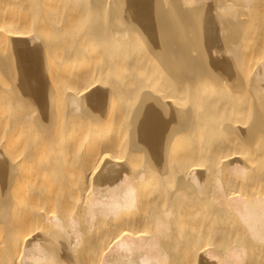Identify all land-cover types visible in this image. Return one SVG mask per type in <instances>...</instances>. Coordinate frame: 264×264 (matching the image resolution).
<instances>
[{
  "label": "bare ground",
  "instance_id": "6f19581e",
  "mask_svg": "<svg viewBox=\"0 0 264 264\" xmlns=\"http://www.w3.org/2000/svg\"><path fill=\"white\" fill-rule=\"evenodd\" d=\"M55 1L34 2L41 15L34 30L45 36L0 25L10 49L0 93L10 83L6 96L21 108L20 120L34 117L40 140L11 152L2 145L9 130H0V264H264V61L247 64L253 79L240 81L238 33L250 25L230 18L251 0ZM25 16L22 28L33 23ZM225 26L230 59L217 57ZM63 39L67 55L57 53L72 58L58 55L48 66L46 48H55L53 57ZM244 91L256 101L248 105L251 127L220 116L222 126L203 130L201 105L241 118L249 99L234 102ZM58 197L66 200L61 212L46 209Z\"/></svg>",
  "mask_w": 264,
  "mask_h": 264
},
{
  "label": "rangeland",
  "instance_id": "374dc122",
  "mask_svg": "<svg viewBox=\"0 0 264 264\" xmlns=\"http://www.w3.org/2000/svg\"><path fill=\"white\" fill-rule=\"evenodd\" d=\"M58 2H59V0H57ZM57 1H55V2H57ZM62 1V0H61ZM60 1V2H61ZM64 1H66V0H64ZM210 0H208L207 2H209ZM213 1L214 0H212V3H210V4H214L213 3ZM228 1H230V0H228ZM253 0H251L250 1V5H249V7L248 6H246V7H248V10L247 9H245L244 7V9L243 8H241L242 6L240 5V6H238V5H234V8H235V6L237 7V9L235 10V11H240V12H237V14H236V16H235V14L233 15L234 17H236L235 18V20H234V18L231 16L230 18H232L233 19V24L234 23H236V20H237V22H238V19H239V21H241L242 19V17H243V19H244V21L242 20L241 21V24L240 23H236V24H240L241 26L242 25H244V24H242L243 22L245 23V25H246V22H247V24H248V22H249V24L248 25H250V26H247V28H246V31L245 30H243V32H237L238 34H241V36L242 35H244L243 36V40L245 41V42H240V44L241 43H243L244 45H243V48H242V50H244V51H242L244 54H245V57H244V59L246 58V55L248 56L247 58H246V60H248L249 61V63H248V61L246 62V61H243L244 63H246V64H244V66H242L241 65V63H242V61H241V63H236V64H240L239 66H235V69H236V67H237V69H236V72H237V74H238V77H239V79H240V81L241 82H247L248 80L250 81V79L253 77V75H252V73L254 74V69H253V71H250V69H252V68H254V66L256 65V64H258L260 61L262 62V61H264V0H254L253 2H252ZM35 2V0H0V25H8L10 28H11V26H12V29H13V26H14V29H21V30H25V29H27L26 31H29V30H31V31H29L28 32V34L31 36V35H33V34H35V36H36V32L37 31H35V30H37V29H39V28H37L36 29V27H37V21L39 20H37V17L38 18H40L41 17V15L38 13V11H36L34 8L36 7L34 4ZM53 2V1H52ZM63 2V1H62ZM67 2V1H66ZM231 2H233V1H231ZM252 2V3H251ZM263 2V3H262ZM29 3V4H28ZM216 3H218L217 1H216ZM209 4V3H208ZM253 6V7H252ZM260 6V7H259ZM32 7V8H31ZM38 7V6H37ZM262 7V8H261ZM240 8H241V10H240ZM29 9V10H28ZM35 10V11H34ZM252 10H254V11H252ZM263 11V12H261V11ZM29 11V12H28ZM37 12V13H36ZM215 12V13H214ZM219 12L221 13L222 12V10H217L216 9V11H214L213 10V12L212 13H214V14H218V16H220V14H219ZM224 12V11H223ZM252 12V13H251ZM27 13H28V15H31L30 17L28 16V18L30 19H32V24H30V28H29V24L27 25V26H25V27H27V28H22V26H24V24L21 22L22 20H24L25 19V15H27ZM236 13V12H235ZM245 13V14H244ZM246 13H247V15H246ZM249 13V14H248ZM263 13V14H262ZM36 14V15H35ZM64 14H67V13H65L64 12ZM223 14V13H222ZM224 15H225V12H224ZM224 15H222L223 17H224ZM227 15V14H226ZM225 15V17H227ZM254 15V16H253ZM261 15V16H260ZM34 16V17H33ZM61 16H62V14L60 15V18H61ZM68 15H66V17H67ZM230 16V15H229ZM228 16V17H229ZM238 16V17H237ZM63 17H64V15H63ZM224 17V18H225ZM228 17L227 18H225V20L222 18L221 20L224 22V24L227 26V24L228 23H226V19H227V22H228V20H232V19H228ZM241 17V18H240ZM245 18H246V21H245ZM249 18V19H248ZM247 20H250V21H247ZM36 21V22H35ZM21 22V23H20ZM35 23H36V25H35ZM230 23V22H229ZM3 25V26H4ZM229 25H231L232 26V23L231 24H229ZM2 26V27H3ZM5 26H4V28H5ZM18 26V27H17ZM20 26V27H19ZM36 26V27H35ZM226 26H225V29L226 30H224V29H222V33H221V35L224 37L223 38V45L222 46H220V48L223 50H225L226 52H224V51H222L221 49H220V51L218 52V53H216V54H214V56H216L217 54V57L220 55V52H222L221 53V55L219 56L220 58H224V59H230V58H232L233 57V54H231V53H228L227 51H229V50H226L227 49V47L230 45L229 44V40H227V38L228 37H226V36H228V34H226V31H227V29H229V28H226ZM9 27L7 28V26H6V28L7 29H9ZM251 27V28H250ZM4 28H3V31H5L4 30ZM29 28V29H28ZM0 29H1V26H0ZM35 29V30H34ZM223 31H225V32H223ZM245 31V32H244ZM39 30H38V32H37V37H39L40 35H42V36H45V35H43V34H39ZM236 33L235 31H233V32H231V31H228L227 33ZM247 32V33H246ZM33 33V34H32ZM226 34L225 36L223 35V34ZM236 33V34H237ZM244 33V34H243ZM3 35V33H2V30H0V35ZM250 34V35H249ZM1 35V36H2ZM230 35V34H229ZM249 35V36H248ZM250 36H252V38L250 37ZM33 37V36H32ZM62 37V36H61ZM60 37V38H61ZM70 38V40H69V42H71V41H74L73 39H72V36L70 35L69 36ZM230 37H231V35H230ZM245 37H247V41L245 40ZM3 38V37H2ZM1 38V39H2ZM66 38V40H67V38H68V36L67 37H65ZM250 38H251V40H250ZM0 39V40H1ZM42 39V38H41ZM44 39V38H43ZM42 39V40H43ZM58 37H56L53 41H55L56 43H58ZM254 39V40H253ZM65 40V41H66ZM1 41H4V40H1ZM63 41H64V39H63ZM63 41H61V42H63ZM65 41L62 43V44H57L55 47H56V52H54V56L52 57L51 55H52V53H53V50L55 51V48L53 49L52 48V53H51V51H49V50H51V48L48 50L47 48H46V50L49 52V54H48V52H46L45 54H48L49 56H50V58L52 59L51 61H49V59L50 58H48V61H47V59H46V62H48V63H46V64H48V66H49V62H54V57L56 58V56L58 57V55L59 54H63V53H65L66 55H67V53H66V51H68V49H67V46H69L68 44H66L65 43ZM254 41V42H253ZM60 42V41H59ZM225 42H227V43H225ZM247 42V43H246ZM1 44H0V60H1V62H2V59H3V61L5 60V59H7L8 58V56H9V52H10V49L8 48L9 46H8V44L7 43H9L8 41H6V42H0ZM5 43V44H4ZM64 43L66 44L65 46H66V50H65V46H64ZM4 44V45H3ZM228 44V45H227ZM62 45V46H61ZM242 45V44H241ZM8 46V47H7ZM57 46H58V48H57ZM226 46V47H225ZM251 46V47H250ZM230 47V46H229ZM228 47V48H229ZM244 47H246V48H244ZM61 48H62V51H61ZM254 48V49H253ZM219 49V48H218ZM257 49V50H256ZM8 50V51H7ZM247 50V51H246ZM259 50V51H258ZM60 53H59V52ZM70 51V50H69ZM255 51V52H254ZM59 54H58V53ZM224 52V53H223ZM7 53H8V55H7ZM55 53L57 54V55H55ZM196 53V52H195ZM226 53V54H225ZM242 53V55H244ZM69 54H71V53H69ZM68 54V55H69ZM224 54L225 55H228V54H230V55H232V57L231 56H229V57H226V56H224ZM5 55H6V57H5ZM46 56V55H45ZM222 56V57H221ZM2 57H4V58H2ZM59 57H60V55H59ZM62 57V58H61ZM60 58L61 59H63V58H65L67 61H68V59L67 58H72V55L70 56H61ZM58 60H59V58H57ZM57 59H55V60H57ZM61 59H60V61H58L57 63L58 64H61ZM158 59H160L159 57H158ZM263 59V60H262ZM251 60H254V61H251ZM257 60V61H256ZM63 61H64V59H63ZM259 61V62H258ZM56 62V61H55ZM60 62V63H59ZM260 62V63H261ZM56 63V64H57ZM86 63V62H85ZM250 63H253V64H250ZM2 64H3V62L0 64V68L2 67ZM55 64V63H54ZM247 64H249L248 66H249V68H250V65H251V67L252 68H250L249 70H248V66H247ZM52 65V64H51ZM259 65V64H258ZM258 65H256V66H258ZM79 66V65H78ZM256 66H255V68H256ZM67 67V66H66ZM240 68V69H239ZM245 68H247V70H245ZM241 70V71H240ZM0 71L1 72H3V70L2 69H0ZM245 71V72H244ZM0 75H1V73H0ZM2 75H4L5 76V74L3 73ZM0 76L1 78L0 79H2L3 78V76ZM250 75V76H249ZM242 76V77H241ZM6 77V76H5ZM251 77V78H250ZM7 78V77H6ZM6 78H3V81H1L0 80V91H2V86H4V82H5V80H6ZM253 79V78H252ZM251 79V80H252ZM7 83H9L8 82V80L6 81ZM212 82H214V81H210V83H212ZM243 82V83H244ZM252 82V81H251ZM250 83V82H249ZM248 82H247V84H249ZM8 85V86H7ZM6 85V87H8L7 89L10 91V89H9V87H10V83L9 84H7ZM210 87V86H209ZM7 89H5L4 90V88H3V91L5 92H1V93H4V96H6L8 93V91L6 92V90ZM208 89V88H207ZM209 89H212V87H210ZM244 92H246L245 94V96H244V93L243 92H240V94L238 95L239 97H237L235 100H236V102H234V104H237V105H240V104H242V105H240V106H243V104L245 105L247 102L246 101H248V100H246V99H249V96L248 95H250V94H247V93H249V92H251V91H249V92H247V91H244ZM0 93V94H1ZM8 96V95H7ZM6 96V98L5 97H3V98H1L0 99V102L3 104L1 107H0V124H2V126L0 127V130H9V131H7V133H6V135L4 136V138H3V143H2V145L5 147H3L2 146V148H4L5 150H11V152H15L16 150H18L19 148L21 149L23 146L22 145H25V144H27V146H29V145H35V144H38L39 142H40V140H39V138L37 137V136H35L36 134H35V129L36 130H38V124H37V122H35L36 120H34V117H33V120L32 119H30V118H32V116L30 117V118H28V119H24V120H20V118H19V116L22 114V111L20 112L19 111V109L21 110V108L19 107V106H16L17 104H16V102L13 100L12 101V99H10V95H9V97H7ZM248 98H247V97ZM241 97H242V99H241ZM246 97V98H245ZM250 97H252V99L251 100H253V96H250ZM61 98V99H60ZM65 98V97H63V96H60V97H57V99H56V104H57V106H59L60 108H58L57 106H54V109H55V107H57V109H60V111L62 112V115H63V113L65 114V110H66V105H65V101H63V99ZM11 101H10V100ZM62 100V101H61ZM65 100V99H64ZM185 104H188V105H190L189 104V101H188V99L187 98H185ZM233 100V99H232ZM234 100V101H235ZM244 100V101H243ZM182 101H184V100H182ZM13 102H15V103H13ZM188 102V103H187ZM233 102V101H232ZM251 102V103H250ZM64 103V104H63ZM115 103V102H114ZM240 103V104H239ZM252 103H256V101L255 100H253V101H250V99H249V102H248V104H246V106H247V109H249V106L248 105H250L251 106V104ZM14 104V105H13ZM116 104H118L117 103V101H116V103L114 104L115 105V107H116ZM184 104V105H185ZM55 105V104H54ZM15 106V107H14ZM135 106V105H134ZM202 106V108L204 109V111H200L199 113H197L200 109H202L201 107H200V109H198V111H196V113L198 114H196V116H197V118L199 119V122H200V120H201V123L203 122V125L204 124H206V125H204L205 127H203L204 129L203 130H216V128L214 127V126H216V127H218V125H220V126H222L220 123H222L223 124V121L225 122V121H231L232 119L233 120H236L237 119V123H235V124H241L240 125V127L243 125V129H247V128H249V127H251L252 125H253V123L252 122H254V121H252L254 118H253V116H255V111H253L254 110V104H253V106H252V110H251V108L249 109V110H244L245 112H242V115L240 114V116H241V118L239 117V115H238V118H237V116H233V118H231L232 116L230 115H228V114H225L224 115V113H222V112H220V114H219V111H221V110H217L218 108L217 107H213L212 106V109L214 108V109H216L217 110V112H216V110L214 111V109L212 110L211 108H209V107H211V106H209V105H201ZM18 107V108H17ZM183 107H185V106H183ZM187 107V106H186ZM16 108H17V110H16ZM199 108V107H198ZM206 108V109H205ZM202 109V110H203ZM245 109V108H244ZM56 110V109H55ZM18 111H19V113H18ZM57 111V110H56ZM60 111H57V113H58V116H59V112ZM208 111V112H207ZM210 111H211V113H210ZM253 111V112H252ZM214 113V115L213 116H211V118H212V120H210L211 118H210V114L212 115L213 113ZM248 112V113H247ZM35 113V112H34ZM202 114V116H203V118H205L204 119V121H205V123H204V121H203V118H202V116L200 117L199 115H201ZM205 113V114H204ZM207 113V114H206ZM244 113V114H243ZM251 113V114H250ZM15 114V115H14ZM17 114L19 115V116H17ZM194 114V115H195ZM209 114V115H208ZM217 114V115H216ZM223 114V115H222ZM246 114V115H245ZM36 115V113L33 115V116H35ZM60 115H61V113H60ZM14 116H15V118H14ZM196 116H194L193 118H196ZM206 116H208V117H206ZM220 116H222L221 118L222 119H224L223 121H221V120H219L218 121V119L220 118ZM229 116V117H228ZM19 119H18V118ZM200 117V118H199ZM215 117V118H214ZM219 117V118H218ZM236 117V118H235ZM196 118V122L198 121V119ZM220 118V119H221ZM226 118H228V119H226ZM17 119L18 120H20V121H17ZM21 119H23V118H21ZM217 119V120H216ZM239 119H240V121H239ZM250 119V120H249ZM30 120V121H29ZM195 120V119H194ZM213 120H214V123H213ZM112 121V120H111ZM215 121H218V123H216ZM33 124H32V123ZM207 122V123H206ZM220 122V123H219ZM236 122V121H235ZM246 122H247V124H246ZM124 123H126L125 125H124ZM123 124H122V126L121 127H123L124 126V129L125 128H127V126H128V123H127V121H125ZM250 123V124H249ZM251 123H252V125H251ZM198 124V123H197ZM212 124L214 125L213 127H212ZM111 125H114V122L112 123V124H110L109 125V127L107 126V128H106V130L107 129H109V130H111V129H113V127L115 128V126H111ZM244 125H245V128H244ZM249 125H251V126H249ZM197 127V128H196ZM70 128H74V127H70ZM70 128H66L65 126L63 127V130H72V129H70ZM78 128V130H80L79 129V127H77ZM198 128H200L199 127V124L198 125H196L195 127H194V129L193 130H199ZM219 129H221V127H219ZM218 128H217V130H219ZM223 129V128H222ZM74 130H76V127H75V129ZM114 130V129H113ZM202 130V129H201ZM26 131H28L27 133H25ZM74 134V133H73ZM76 134V133H75ZM28 135H30V136H28ZM72 135V134H71ZM71 135H68V139H71L72 138V136ZM32 136V137H31ZM27 139H26V138ZM67 137V136H66ZM75 137V136H74ZM217 136H215V138H216ZM26 139V140H25ZM74 139V138H73ZM88 139V138H87ZM62 140H64V141H62ZM62 140H60V142L58 143V145L59 144H63L61 147H63L64 145H65V142H66V140L67 139H62ZM72 140V139H71ZM35 141H36V143H35ZM87 140L85 139V141H84V146H86V144H88L87 142H86ZM69 142V141H68ZM52 143V145H54L53 143L54 142H47L46 143V145L48 146V147H50V144ZM86 143V144H85ZM51 145V146H52ZM210 145V144H209ZM208 145V146H209ZM31 146H29V147H31ZM26 147V146H25ZM32 147H34V146H32ZM87 147V146H86ZM85 147V148H86ZM19 149V150H20ZM15 150V151H14ZM51 152V150L50 151H48V153H50ZM54 152H56V153H59L58 152V150H55ZM26 164V163H25ZM24 164V167H22V165H21V167H22V169H21V172L22 171H24L22 174H24L25 172L27 173V172H30V167L29 166H27V164L25 165ZM27 166V167H26ZM27 168H29L28 170H27ZM27 170V171H26ZM20 172V171H19ZM21 172H20V174H19V176L21 175ZM25 173V174H26ZM25 174L23 175L24 177H26L25 176ZM28 174V173H27ZM22 176V175H21ZM21 176H20V178H21ZM57 176V175H56ZM66 174H64V177L62 176V178H64V180H67V179H70V182H72L71 180H72V176L70 177V175H68V176H66ZM24 177H23V181H24ZM52 175L50 176V179L48 178H46L48 181L47 182H49L50 184V187H51V189H54L53 188V186H56V185H53L52 186V182L54 181L55 182V180H58V179H56V177L54 176V178H52ZM57 178H59V176H57ZM16 179H17V177H16ZM19 179V178H18ZM60 179V178H59ZM25 180H26V178H25ZM50 180H53L52 182L50 181ZM20 181H22V179L20 180ZM46 181V180H45ZM59 182H60V180H59ZM66 183H68V184H70L69 183V181L67 182V181H65ZM23 183V182H22ZM21 184V183H20ZM20 184L18 183L17 184V187H16V191L17 190H19V191H17V192H19V193H17V197L19 198V199H21L22 197L21 196H23V199H24V197L26 196V193H25V191H23L24 190V188L23 189H21L20 188ZM23 184H25V182L23 183ZM55 184H56V182H55ZM72 184V183H71ZM71 184H70V186H71ZM26 185V184H25ZM22 186V185H21ZM23 187V186H22ZM69 187V186H68ZM66 188V187H65ZM64 188V186L62 187V189H61V191L62 192H64L66 189H68V188H66L65 189ZM64 190V191H63ZM22 191H23V193H22ZM67 191V190H66ZM66 191H65V195L61 192V197H63V195L64 196H66ZM14 192H15V190H14ZM21 193H22V195H21ZM16 195V194H15ZM25 195V196H24ZM21 197V198H20ZM57 198V199H55V201L52 203V204H49V205H47V204H45L44 206H46V209H50V210H57L58 211V209H57V204H59L61 201H65L66 202V197H63V198H65L66 200H64L63 198ZM68 198V197H67ZM17 199V198H16ZM23 199H21V200H23ZM70 201L72 200L73 202H75V201H78L76 198L75 199H73V197L70 199V197L68 198ZM18 200V199H17ZM20 200V201H21ZM59 200H60V202H59ZM80 200V199H79ZM25 202H27V200H24ZM23 201V202H24ZM70 201H68V202H70ZM18 202H19V200H18ZM24 202V203H25ZM28 203V202H27ZM26 203V204H27ZM64 202H61L60 204H63ZM77 203V202H76ZM67 204V203H66ZM28 205V204H27ZM70 205V204H69ZM44 206H43V208H44ZM59 206V205H58ZM62 206V205H61ZM61 206H59L60 208L59 209H61ZM33 207H34V205H33ZM32 207V209H34ZM66 209H67V207H66V205L64 206ZM36 208V210H37V208H38V206L37 207H35ZM64 208L62 207V210H63ZM34 211H35V209H34ZM60 212H61V210H59ZM58 211V213H60ZM64 211V210H63ZM66 211V210H65ZM66 213V212H65ZM65 213H63V215L65 214ZM19 215V214H18ZM21 215V214H20ZM19 215V216H20ZM15 218H17L16 216H15ZM33 226H35V227H33ZM30 227V226H29ZM31 227H33L34 229H37V230H39L40 231V226L39 225H37V224H33V225H31ZM30 227V228H31ZM33 228H31V229H33ZM143 228H146V227H143ZM148 226H147V230H148ZM33 229V230H34ZM0 230H1V228H0ZM98 231H96V233H98L99 231H101V226H100V228H98L97 229ZM39 231H37V232H39ZM1 232H3V231H1ZM0 232V236H3V234H5V233H1ZM33 232H36V231H33Z\"/></svg>",
  "mask_w": 264,
  "mask_h": 264
}]
</instances>
